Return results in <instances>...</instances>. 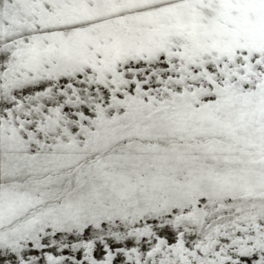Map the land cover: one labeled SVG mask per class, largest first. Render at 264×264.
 Segmentation results:
<instances>
[{
    "label": "snow or ice",
    "instance_id": "6c2138e0",
    "mask_svg": "<svg viewBox=\"0 0 264 264\" xmlns=\"http://www.w3.org/2000/svg\"><path fill=\"white\" fill-rule=\"evenodd\" d=\"M0 264H264V0H0Z\"/></svg>",
    "mask_w": 264,
    "mask_h": 264
}]
</instances>
